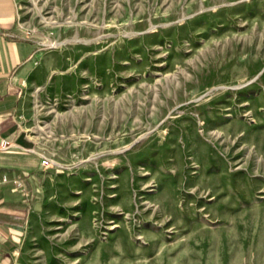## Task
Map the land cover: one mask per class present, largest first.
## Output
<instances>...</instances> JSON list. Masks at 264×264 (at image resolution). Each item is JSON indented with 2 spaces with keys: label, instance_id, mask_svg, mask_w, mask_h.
I'll return each mask as SVG.
<instances>
[{
  "label": "rangeland",
  "instance_id": "obj_1",
  "mask_svg": "<svg viewBox=\"0 0 264 264\" xmlns=\"http://www.w3.org/2000/svg\"><path fill=\"white\" fill-rule=\"evenodd\" d=\"M18 2L50 166L14 264H264V0Z\"/></svg>",
  "mask_w": 264,
  "mask_h": 264
},
{
  "label": "crops",
  "instance_id": "obj_2",
  "mask_svg": "<svg viewBox=\"0 0 264 264\" xmlns=\"http://www.w3.org/2000/svg\"><path fill=\"white\" fill-rule=\"evenodd\" d=\"M39 50L18 0H0V264H14L25 236L41 155L19 119L25 66ZM7 142V149L1 143Z\"/></svg>",
  "mask_w": 264,
  "mask_h": 264
},
{
  "label": "built area",
  "instance_id": "obj_3",
  "mask_svg": "<svg viewBox=\"0 0 264 264\" xmlns=\"http://www.w3.org/2000/svg\"><path fill=\"white\" fill-rule=\"evenodd\" d=\"M9 147V144L7 142H2L1 143V148L2 149H7ZM50 160L46 157L41 156V165L45 168H48L50 166Z\"/></svg>",
  "mask_w": 264,
  "mask_h": 264
}]
</instances>
